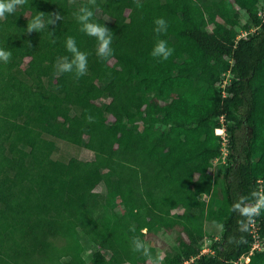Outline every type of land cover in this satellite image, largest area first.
Here are the masks:
<instances>
[{
    "label": "trees",
    "instance_id": "trees-1",
    "mask_svg": "<svg viewBox=\"0 0 264 264\" xmlns=\"http://www.w3.org/2000/svg\"><path fill=\"white\" fill-rule=\"evenodd\" d=\"M70 1L25 0L0 20L12 52L0 64V264H149L136 237L160 264H264V211L234 207L264 193V0H95L113 34L103 60ZM36 12L62 19L27 33ZM67 36L88 53L79 78L55 69ZM157 38L174 49L166 61L150 54ZM58 144L92 158H54ZM206 223L221 235L201 254Z\"/></svg>",
    "mask_w": 264,
    "mask_h": 264
},
{
    "label": "clouds",
    "instance_id": "clouds-1",
    "mask_svg": "<svg viewBox=\"0 0 264 264\" xmlns=\"http://www.w3.org/2000/svg\"><path fill=\"white\" fill-rule=\"evenodd\" d=\"M24 3L25 0H0V20L15 12L16 8ZM94 5L95 0H88V3L80 6L78 11L74 12L73 15L79 25V30L95 39V55L97 58L103 60L114 54V50L111 47L113 34L104 23L101 24L94 20V11L91 7ZM61 19L62 16L58 12L54 17L49 15L47 18L44 13L36 12L35 15L27 20L25 29L27 33H40L41 31H47L49 25ZM154 25L153 32L157 37L165 34L168 30V23L164 18L155 19ZM64 47L71 55L70 57L62 56L57 59L55 64L56 71L60 74L73 73L77 78L86 74L88 69V53L80 50L76 39L72 36L65 38ZM173 52L174 49L168 46L166 40L157 38L150 54L162 61H166L172 56ZM11 57V50L0 46V64H8ZM234 207L239 208L243 216L249 219L259 216L264 211V193H256V201L252 207H241L239 204ZM131 230L135 231L134 228ZM132 251L141 253L148 260L149 264H160L159 258H154L149 247L138 237L132 240Z\"/></svg>",
    "mask_w": 264,
    "mask_h": 264
},
{
    "label": "rangeland",
    "instance_id": "rangeland-1",
    "mask_svg": "<svg viewBox=\"0 0 264 264\" xmlns=\"http://www.w3.org/2000/svg\"><path fill=\"white\" fill-rule=\"evenodd\" d=\"M78 1L79 0H71V5L72 6H76L78 9L81 5L78 4ZM238 14L240 16L239 20H240V25L241 24H244L246 21H247V17L245 15V13L243 11H238ZM234 28L237 32V34L239 35V37H241V33L243 32L242 28L240 27H235L231 24H228L227 25V28ZM237 35V36H238ZM203 58H200L197 60V64L198 65H201L202 62H203ZM223 84L222 85H225L229 80H228V77L226 75L225 72H223ZM221 123H222V120H221ZM219 131H222L221 133H223L222 135H225L228 137V131L226 130V127L223 125L221 129L217 130V133H220ZM244 135L246 134L247 135V131H245L243 133ZM58 147H59V151L57 153H55L53 156L54 158H60V157H67V152H69L70 155L72 156H76L80 159H91L92 158V155L90 152L86 151L85 149L82 148V146L80 144H76L73 148H67L65 146H63L62 144H58ZM223 158L218 162V161H215L216 164H223L224 163V156H222ZM204 230L206 232V239H209L206 241L205 243V246L204 248H206L205 250L207 251L206 253H210L208 252V249H209V245L212 241H217L219 240V237L221 235V227L217 226V225H212V224H205L204 225ZM154 237L157 241V245L158 247L161 246V249H167V248H176L175 247V243L173 242L172 238L167 235L166 233H159V232H155L154 233ZM210 238L212 240H210ZM81 243L83 244L84 246V249L86 250L87 253H91V252H94L95 250V247L87 242L86 240H82Z\"/></svg>",
    "mask_w": 264,
    "mask_h": 264
},
{
    "label": "built area",
    "instance_id": "built-area-1",
    "mask_svg": "<svg viewBox=\"0 0 264 264\" xmlns=\"http://www.w3.org/2000/svg\"><path fill=\"white\" fill-rule=\"evenodd\" d=\"M261 16L262 17H264V12L261 14ZM246 35V33L245 32H242L241 33V35L240 36H245ZM223 86L224 85H222L221 87L223 88ZM220 133H217V130H215V134L216 135H219L220 137H221V139H222V144H223V146H225V143H226V137H225V135H222L223 133H221L222 131H219ZM224 151V150H223ZM250 226H251V233H253V234H255L256 233V231H257V227H255L254 226V224H253V222L250 224ZM264 245V244H263ZM263 246H262V243L260 242V241H258V240H255V242L253 243V245H252V249H251V251H253V250H260L261 248H262ZM206 248H204L203 247V249H202V251H201V254H206V250H205ZM208 252H210V253H212L211 251H210V249H208ZM248 261V258H246L245 259V262H247ZM184 264H187V262H185ZM234 264H236V263H234Z\"/></svg>",
    "mask_w": 264,
    "mask_h": 264
}]
</instances>
